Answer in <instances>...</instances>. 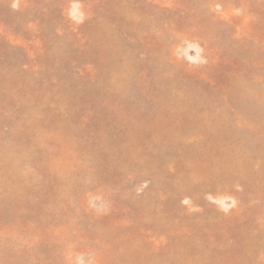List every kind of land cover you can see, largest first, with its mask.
Returning <instances> with one entry per match:
<instances>
[{
  "label": "rangeland",
  "instance_id": "374dc122",
  "mask_svg": "<svg viewBox=\"0 0 264 264\" xmlns=\"http://www.w3.org/2000/svg\"><path fill=\"white\" fill-rule=\"evenodd\" d=\"M0 264H264V0H0Z\"/></svg>",
  "mask_w": 264,
  "mask_h": 264
},
{
  "label": "clouds",
  "instance_id": "9594fccd",
  "mask_svg": "<svg viewBox=\"0 0 264 264\" xmlns=\"http://www.w3.org/2000/svg\"><path fill=\"white\" fill-rule=\"evenodd\" d=\"M15 6V5H14Z\"/></svg>",
  "mask_w": 264,
  "mask_h": 264
}]
</instances>
